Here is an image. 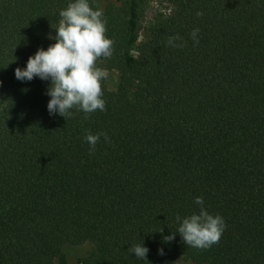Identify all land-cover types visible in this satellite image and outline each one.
Masks as SVG:
<instances>
[{
  "label": "trees",
  "instance_id": "trees-1",
  "mask_svg": "<svg viewBox=\"0 0 264 264\" xmlns=\"http://www.w3.org/2000/svg\"><path fill=\"white\" fill-rule=\"evenodd\" d=\"M71 2L0 0V264H264V0H89L114 41L97 67L119 81H102L106 110L65 119L51 80L15 69L56 42ZM89 133L109 140L90 154ZM201 207L226 224L207 250L176 220Z\"/></svg>",
  "mask_w": 264,
  "mask_h": 264
},
{
  "label": "clouds",
  "instance_id": "clouds-1",
  "mask_svg": "<svg viewBox=\"0 0 264 264\" xmlns=\"http://www.w3.org/2000/svg\"><path fill=\"white\" fill-rule=\"evenodd\" d=\"M198 16L202 13L198 12ZM61 17L56 28L55 43L47 50L38 49L34 56H30L26 68H16L15 77L21 81H31L35 77L41 80H51L47 95L51 97L47 104L49 114L58 113L69 117L71 109L82 110L91 114L97 110H106L103 99L102 81L108 77L107 70L97 67L100 58H110L113 55L114 41L106 36V22L102 10H94L89 0H74L59 12ZM199 29H194L191 37L199 43L197 36ZM52 38V37H50ZM182 38L170 37L169 46L183 47V43H176ZM2 85V81H0ZM101 136L105 142L109 138L106 133H89L85 140L90 145V154L95 151ZM196 204L203 205V198L197 197ZM180 222L178 233L187 246L200 250H207L217 244L225 230L226 224L219 215L213 216L201 207L199 213L185 217ZM175 238V233L164 237L165 242ZM149 249L137 245L131 249L136 257L146 260ZM164 255L163 249L159 250Z\"/></svg>",
  "mask_w": 264,
  "mask_h": 264
},
{
  "label": "rangeland",
  "instance_id": "rangeland-1",
  "mask_svg": "<svg viewBox=\"0 0 264 264\" xmlns=\"http://www.w3.org/2000/svg\"><path fill=\"white\" fill-rule=\"evenodd\" d=\"M158 6L156 4H151L150 7H148L147 12L145 13L144 17L141 20L140 23V32H139V44L143 43L147 38V32L145 31V28L147 26V23L149 19L153 15V11ZM25 66H23L21 69H24ZM119 77L117 72H110L108 73L107 77V86L110 90L115 91L116 87L118 85ZM89 249V247H83L79 250L80 253H86V251ZM162 264H187L184 262V259L177 255L170 256L164 263Z\"/></svg>",
  "mask_w": 264,
  "mask_h": 264
}]
</instances>
